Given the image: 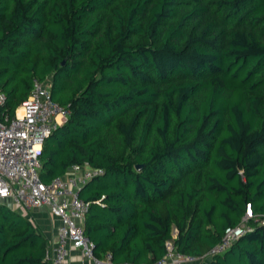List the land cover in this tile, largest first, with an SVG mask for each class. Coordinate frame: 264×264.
Here are the masks:
<instances>
[{"label": "trees", "instance_id": "16d2710c", "mask_svg": "<svg viewBox=\"0 0 264 264\" xmlns=\"http://www.w3.org/2000/svg\"><path fill=\"white\" fill-rule=\"evenodd\" d=\"M71 111L41 178L81 189L97 256L153 263L172 243L204 264H264V0H0L2 110L35 80ZM137 165H143L141 170ZM38 224L0 201V264H51Z\"/></svg>", "mask_w": 264, "mask_h": 264}, {"label": "built area", "instance_id": "2783aa9c", "mask_svg": "<svg viewBox=\"0 0 264 264\" xmlns=\"http://www.w3.org/2000/svg\"><path fill=\"white\" fill-rule=\"evenodd\" d=\"M5 101L6 95L0 91V201L8 202L22 213L24 209L49 207L60 221L57 243L50 247L48 256L51 264H75L71 260L73 249L80 250L90 264H115L111 253L103 257L96 255L95 245L84 231L89 204L80 196V191L102 170L89 164H74L64 176L49 184L41 178L39 156L43 142L58 125L67 121L70 109L54 101L48 84L39 80H35L31 94L14 115L2 110ZM253 217L249 206L241 224L228 228L222 242L201 258L177 252L169 243V251L163 258L141 264L204 263L207 258L224 252L243 235Z\"/></svg>", "mask_w": 264, "mask_h": 264}, {"label": "crops", "instance_id": "0c3cea01", "mask_svg": "<svg viewBox=\"0 0 264 264\" xmlns=\"http://www.w3.org/2000/svg\"><path fill=\"white\" fill-rule=\"evenodd\" d=\"M48 86L50 87V79L47 81ZM44 208V207H41ZM48 208V207H45ZM40 208H35L33 213H30L29 215L27 214L28 217H31L39 226L43 234L47 237L50 246L52 247L57 243V227L60 224V221L52 215V213L49 214H43L40 211ZM104 254H102L103 257ZM71 260L73 263H81L84 262L85 264H90V261L88 259H84L81 255L80 250L78 249H73L72 250V256ZM119 264V263H115ZM189 264H204L201 261L200 262H195V263H189Z\"/></svg>", "mask_w": 264, "mask_h": 264}, {"label": "rangeland", "instance_id": "374dc122", "mask_svg": "<svg viewBox=\"0 0 264 264\" xmlns=\"http://www.w3.org/2000/svg\"><path fill=\"white\" fill-rule=\"evenodd\" d=\"M45 207H47V206H44V208H40V212L41 213H43L44 215L45 214H49V213H51V211H50V209H49V207L48 208H45ZM35 209L33 208V209H31V210H26V209H24V211H23V213L25 214V215H29L30 213H33V211H34ZM49 212V213H48Z\"/></svg>", "mask_w": 264, "mask_h": 264}, {"label": "water", "instance_id": "95a60500", "mask_svg": "<svg viewBox=\"0 0 264 264\" xmlns=\"http://www.w3.org/2000/svg\"><path fill=\"white\" fill-rule=\"evenodd\" d=\"M136 168H137L138 170H141V169L143 168V165H137Z\"/></svg>", "mask_w": 264, "mask_h": 264}]
</instances>
